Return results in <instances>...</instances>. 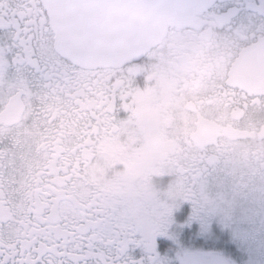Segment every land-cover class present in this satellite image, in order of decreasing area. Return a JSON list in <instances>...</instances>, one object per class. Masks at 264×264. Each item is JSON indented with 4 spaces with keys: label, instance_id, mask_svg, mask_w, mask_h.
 <instances>
[{
    "label": "snow or ice",
    "instance_id": "obj_1",
    "mask_svg": "<svg viewBox=\"0 0 264 264\" xmlns=\"http://www.w3.org/2000/svg\"><path fill=\"white\" fill-rule=\"evenodd\" d=\"M62 3L0 0V264H188L182 240L193 227L208 244L253 233L258 217L250 211L247 174L219 151H185L147 181L89 186L80 194L84 166L75 158L95 137L81 135L67 164L68 153L53 141L61 117L80 108L105 54L67 55L71 24L53 25ZM198 6L230 27L240 18L264 22V0H199ZM106 109V100L81 109L89 130L127 116ZM61 176L63 184L54 179ZM196 264L231 262L210 257Z\"/></svg>",
    "mask_w": 264,
    "mask_h": 264
},
{
    "label": "flooded vegetation",
    "instance_id": "obj_2",
    "mask_svg": "<svg viewBox=\"0 0 264 264\" xmlns=\"http://www.w3.org/2000/svg\"><path fill=\"white\" fill-rule=\"evenodd\" d=\"M234 23L230 27L226 18L201 13L189 25L171 26L139 61L95 67L80 108L61 117L53 146L68 153L67 164L81 135L91 131L95 137L84 141L91 146L75 158L84 166L82 180L76 182L80 194L89 186L131 187L147 181L185 151L222 152L225 163L247 174L257 227L236 243L233 232L217 245L206 243L193 227L182 240L187 259L245 264L240 257L253 252L254 264H264V70L260 65V72L251 75L246 64L237 68L242 53L264 37V22L240 18ZM105 100L109 113L123 109L127 116L108 118L106 123L116 120L111 128L89 130L81 109L91 110ZM54 179L63 184L67 177Z\"/></svg>",
    "mask_w": 264,
    "mask_h": 264
},
{
    "label": "water",
    "instance_id": "obj_3",
    "mask_svg": "<svg viewBox=\"0 0 264 264\" xmlns=\"http://www.w3.org/2000/svg\"><path fill=\"white\" fill-rule=\"evenodd\" d=\"M198 4L199 0H63L53 12V25L71 24L70 57L87 49L105 54L96 67H118L142 57L171 26L191 24L202 13ZM263 47L264 37L242 53L237 68L246 64L251 75L260 72V65L264 70ZM187 260L196 264L204 258Z\"/></svg>",
    "mask_w": 264,
    "mask_h": 264
},
{
    "label": "rangeland",
    "instance_id": "obj_4",
    "mask_svg": "<svg viewBox=\"0 0 264 264\" xmlns=\"http://www.w3.org/2000/svg\"><path fill=\"white\" fill-rule=\"evenodd\" d=\"M245 236L246 235H244V234H239V233L234 232L232 238H233L234 242L236 243L237 240H241L242 237H245ZM217 244L218 243L214 242V245H217ZM219 244H222V243H219ZM240 258H242V260L244 261L245 264L248 263V262L254 264L255 263V259H256L253 252L243 253V257H240Z\"/></svg>",
    "mask_w": 264,
    "mask_h": 264
}]
</instances>
